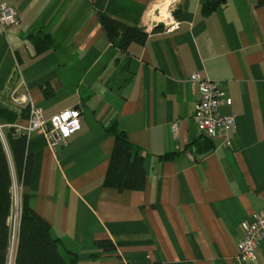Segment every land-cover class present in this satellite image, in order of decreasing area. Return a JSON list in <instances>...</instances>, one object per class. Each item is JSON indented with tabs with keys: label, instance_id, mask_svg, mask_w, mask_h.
Listing matches in <instances>:
<instances>
[{
	"label": "crops",
	"instance_id": "crops-1",
	"mask_svg": "<svg viewBox=\"0 0 264 264\" xmlns=\"http://www.w3.org/2000/svg\"><path fill=\"white\" fill-rule=\"evenodd\" d=\"M0 1L19 19L6 32L0 26V107L23 113L33 104L46 119L83 111L80 131L56 151L41 133L28 140L34 168L22 193L53 238L79 264L117 256L127 264H237L244 222L264 211V0H225L210 15L207 0H172L167 19L157 8L164 0ZM103 14L148 39L120 49ZM48 36L52 45L39 51ZM194 72L232 100L221 107L236 116L228 146L225 135L207 139L196 127ZM7 84L26 102L15 107ZM114 123L144 156L143 191L103 184ZM108 239L116 252L95 245ZM256 256L264 264V241Z\"/></svg>",
	"mask_w": 264,
	"mask_h": 264
},
{
	"label": "trees",
	"instance_id": "trees-1",
	"mask_svg": "<svg viewBox=\"0 0 264 264\" xmlns=\"http://www.w3.org/2000/svg\"><path fill=\"white\" fill-rule=\"evenodd\" d=\"M224 2L225 0H207L203 6L204 15H210ZM262 3L263 0H260L259 4ZM100 21L109 39L124 51L132 44H144L148 39L149 35L143 29L130 26L110 16L103 14L100 16ZM163 29L164 26L159 25L154 32ZM51 45L52 40L48 36L44 41L39 42L37 47L39 51H42ZM28 112L29 109L25 110L21 116L28 118ZM18 117L17 113L0 107L2 124H14ZM109 132L114 137L115 144L104 178V186L119 192L143 191L147 183L144 156L130 142L126 132L120 129L117 123L109 128ZM6 135L7 145L0 139V264H79L77 254L68 251L61 240L53 238L51 224L30 206L28 195H23V214L19 234L9 263L11 229L8 220L12 209L13 178L16 176L23 186L30 185L34 157L28 153L29 138L26 134L17 133L14 128H8ZM197 143L198 140L191 146ZM209 144H207V150L211 149ZM95 245L108 253H114L117 249L110 239L96 241ZM117 257L120 260L113 264H127L122 261L121 256Z\"/></svg>",
	"mask_w": 264,
	"mask_h": 264
},
{
	"label": "built area",
	"instance_id": "built-area-1",
	"mask_svg": "<svg viewBox=\"0 0 264 264\" xmlns=\"http://www.w3.org/2000/svg\"><path fill=\"white\" fill-rule=\"evenodd\" d=\"M172 1L170 6H172ZM19 23L16 10L5 1H0V26L4 32ZM178 23L174 24L177 26ZM173 26V28H174ZM188 82L191 88L199 92V99L196 104L194 122L200 134L207 139H214L219 134L226 136L225 143L230 145L229 134L236 129V116L223 113V105H232V100L221 91L218 82L205 78L199 72L192 73ZM10 85L5 86V91L10 94L11 101L18 107L25 100L18 98L15 91L10 92ZM26 102V101H25ZM21 115L20 108L15 109ZM83 111L81 107H73L64 110L50 119H46L43 111L30 104L29 116L24 124H2L0 122V139L7 145L6 131L14 128L17 133H23L30 138L35 133L44 135L50 148L56 151L68 144L69 140L81 129V118ZM174 131H177V124H173ZM192 159V154H188ZM22 184L14 176L11 188L12 209L8 220L11 229L12 254L19 234L23 214V193ZM244 237L238 245L236 256L237 264L257 263L256 249L264 241V211L253 216L243 224Z\"/></svg>",
	"mask_w": 264,
	"mask_h": 264
},
{
	"label": "rangeland",
	"instance_id": "rangeland-1",
	"mask_svg": "<svg viewBox=\"0 0 264 264\" xmlns=\"http://www.w3.org/2000/svg\"><path fill=\"white\" fill-rule=\"evenodd\" d=\"M171 1L172 0H164V1L160 2V3H158V7H157L158 10H160L162 12L164 9H167L169 11V5L171 4ZM162 18H164V17H162ZM11 249H12V245H11V248H10L9 263H10V260L12 259V255H13Z\"/></svg>",
	"mask_w": 264,
	"mask_h": 264
},
{
	"label": "bare ground",
	"instance_id": "bare-ground-1",
	"mask_svg": "<svg viewBox=\"0 0 264 264\" xmlns=\"http://www.w3.org/2000/svg\"><path fill=\"white\" fill-rule=\"evenodd\" d=\"M163 11H164L163 13L165 15L163 19H167L169 17V12L167 9H164Z\"/></svg>",
	"mask_w": 264,
	"mask_h": 264
}]
</instances>
